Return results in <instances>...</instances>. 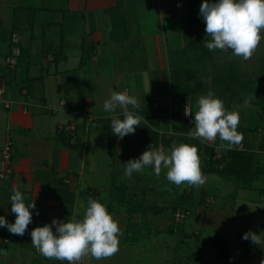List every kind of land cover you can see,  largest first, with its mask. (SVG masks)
Listing matches in <instances>:
<instances>
[{
	"label": "crops",
	"instance_id": "obj_1",
	"mask_svg": "<svg viewBox=\"0 0 264 264\" xmlns=\"http://www.w3.org/2000/svg\"><path fill=\"white\" fill-rule=\"evenodd\" d=\"M202 2L0 0V82L5 89L0 95V151L8 139L12 141L11 173L0 178V216H4L8 223H14L15 214L11 213L10 202L14 188L23 194L26 204L35 203V209H29L32 223L28 226L32 230L51 225L54 218L58 220V194L62 192L74 194L73 218L76 220L83 219L88 198L104 206L111 202L118 206L121 193L115 192L119 188L114 187L113 175L105 177V182L99 184L95 179H86L89 173L94 172L91 165L98 161V154L94 153L99 149L101 136L105 137L99 130L101 119L112 115L103 110V103L113 92L122 93L127 89L128 95L138 98V109L151 106L163 111L160 132L194 130V123L186 127L180 118L181 98L171 88L170 53H181L192 37L211 40L199 15ZM117 8L125 18L124 36L120 38H115L112 31L111 11ZM260 35L261 41L252 55L256 62L254 71L249 69L247 60L231 57L239 61L244 76L259 78L260 69L264 67V31L261 30ZM13 36L16 42H13ZM14 46L19 47L20 54L14 67L9 68L5 58ZM229 54H232L231 50H212V59L219 62L222 57H230ZM153 102L157 103L156 107ZM240 105L238 103L225 110L237 112ZM83 110L95 117L93 125L87 123ZM119 114L117 110L116 115ZM68 123L76 128V146H68L64 135L58 131L60 125ZM240 125L245 124L242 121L238 124L239 133ZM205 143L220 151V145L226 142L218 137ZM109 149L113 155L108 161L113 163L115 172L123 174L125 183L121 185L128 189L132 185L130 180H137L145 172L133 173L126 179L124 164L148 149L140 150L134 135L122 139L116 136ZM90 154L92 159L88 163ZM261 165L264 166V157ZM166 172L162 169L160 175L164 176ZM151 174L155 175L153 171ZM204 175L208 179L207 184L198 187L197 192L195 186L181 185L177 198L181 197L182 191L189 189L194 191L195 202L202 195L205 197L203 204H218L215 192L210 193V185L216 186L212 183L215 177ZM83 179L85 190H81ZM146 189L151 191L153 185L148 183ZM79 199L83 210L76 208ZM108 213L117 212L112 210ZM215 216L214 212L211 218L221 217ZM129 218L133 219L127 215L128 221ZM210 222L215 223V219ZM0 234L9 239L8 255L0 252V264H21V255H37L31 238L13 235L5 227H0ZM252 245L258 247L256 250L259 252L256 253L259 257L255 261L260 264L264 259L262 244ZM231 252L237 251L232 248Z\"/></svg>",
	"mask_w": 264,
	"mask_h": 264
},
{
	"label": "clouds",
	"instance_id": "obj_2",
	"mask_svg": "<svg viewBox=\"0 0 264 264\" xmlns=\"http://www.w3.org/2000/svg\"><path fill=\"white\" fill-rule=\"evenodd\" d=\"M199 15L205 23V33L211 37L204 42V47L212 50H231L234 57L243 60L251 59L261 41L260 32L264 29V0H203ZM231 58V57H230ZM245 106L249 103L245 100ZM140 107L135 96L113 92L103 103V110L111 113V132L122 139L126 135L134 134L136 127H140L144 117L135 114ZM197 110L193 116L190 102L185 106V115L192 116L194 130L187 135L203 142L215 141L217 137L222 143L221 148L232 150L243 141V134L237 131L239 124L238 112H227L221 99L216 98L211 90L201 95L197 100ZM117 110L121 116L116 115ZM124 167V175L131 178L133 173H142L150 168L159 177L162 169H166V179L176 186L201 187L207 177L202 174L200 158L195 146L172 142L168 149L156 148L152 144L138 159H129ZM10 197L11 213L15 214L14 223H8L4 216H0V227H5L13 235L23 236L27 226L32 223V213L35 203H25V197L12 189ZM39 215V212H36ZM53 227L55 232H53ZM118 222L107 212L100 202L88 198L83 219L63 222L53 219L51 225L34 228L31 233L33 247L45 258L68 261L76 264L82 257L90 256L97 261L113 256L119 250ZM242 239L252 243H264L261 236L251 230L242 235ZM4 256L8 255L3 250ZM260 264H264L261 259Z\"/></svg>",
	"mask_w": 264,
	"mask_h": 264
},
{
	"label": "rangeland",
	"instance_id": "obj_3",
	"mask_svg": "<svg viewBox=\"0 0 264 264\" xmlns=\"http://www.w3.org/2000/svg\"><path fill=\"white\" fill-rule=\"evenodd\" d=\"M183 53L177 54L176 52H171V62H176L178 58L185 60L187 54ZM229 56L233 57L232 54H229ZM230 57L226 58L231 60ZM224 60L222 57L221 61ZM247 61L249 69L254 71L256 62L253 56ZM200 77L205 81H209L207 75L201 74ZM260 80L264 81L262 78ZM254 98L255 95H251L250 99ZM196 105V103L193 105V113L197 110ZM239 107L237 109L239 123L242 121L245 125L251 124L254 127L260 122L259 119L264 118V104L257 105L249 102L247 106H245V103H242ZM91 123L89 125H93L95 122ZM256 134L259 133L256 132ZM105 140L106 138L101 136L98 146L99 149L96 150L97 153H94L98 154V161L95 164H90L91 171L94 172L89 173L86 179H95V183L99 184L105 177H111L113 175L112 178L115 177L114 187L119 188L115 192L121 193V184L122 182L125 183L124 180L122 181L123 174L121 172H115L112 166L113 163L111 160L108 161L113 153L107 147ZM91 154L87 157L88 163L92 159ZM152 171L150 168L144 169L143 172L145 173L139 175L141 176L140 182L132 178L130 180L132 185L123 194L129 202L142 201L146 207L155 204L160 207V210L153 211L148 208L145 214L133 213L131 214L133 219L130 220L129 218L130 221H128L126 219V216L129 214L126 209L128 202L118 203V210L115 211L117 213L110 215L118 222V227L120 228L118 235L119 250L107 259L97 261L90 256H85L76 262V264L259 263L255 261L259 257V254L256 253L259 252L256 250L258 247L252 245L251 240H243L242 235L251 230L260 235L262 241H264V172L258 179L254 180L250 187L238 189L232 186V183L225 181L215 174H211L209 178L215 177L212 183H215L216 186L210 185V193L215 192L217 195L215 202L218 204L214 202L203 204V198L205 197L199 195L202 198L200 197V200L194 204L181 202L183 206L173 211L171 204L179 202L177 196L180 188L170 183L166 179V175H160L159 177L153 175V177L151 174ZM207 182L208 179L205 184ZM148 183L153 185V189L151 191L149 190V192L146 189ZM81 184V190H85L84 179ZM217 185L220 187H217ZM229 187H232V189H228ZM195 190L197 192L198 188L195 187ZM193 200L196 199L193 198ZM76 208L83 210L80 199L78 200ZM178 211L183 213L187 212L181 221H177L175 217ZM214 212L216 216L218 214L221 217L217 219L211 218ZM212 219H215V223L210 222ZM220 240L229 249L225 257H221L217 247H215V243ZM232 248L237 252L232 253ZM262 254H264V243L261 246ZM20 257H22L21 264H32L30 260L33 258V253L23 254Z\"/></svg>",
	"mask_w": 264,
	"mask_h": 264
},
{
	"label": "trees",
	"instance_id": "obj_4",
	"mask_svg": "<svg viewBox=\"0 0 264 264\" xmlns=\"http://www.w3.org/2000/svg\"><path fill=\"white\" fill-rule=\"evenodd\" d=\"M111 20L114 37L120 38L124 36L122 32L125 24L123 12L118 8L113 9L111 11ZM205 41L202 37H192L188 47L184 49L185 51L183 50L181 52L187 54L186 59L181 60L178 58L176 62L170 64L171 88L173 93L181 98L180 118L184 120L186 127L193 125L194 120L191 125H188L187 120L183 116L182 105L185 95H189L190 97L192 113L194 102L201 95H206L209 90L213 92L216 98L223 101L225 109L230 110L233 105L238 103L242 104L245 100L257 105L264 104V81L260 80V78L264 79V67L260 69L259 78L244 76L240 70L239 61L235 59L214 62L212 59V51L204 47ZM201 74L207 75L209 81L201 79ZM251 95H255V98L250 99ZM134 111L136 115L144 117L140 127H136L135 133L129 134L135 136L140 150L148 149L150 144L156 148L162 146L168 149L173 141L177 144L183 143L195 146L198 150L202 174H215L225 181L232 183L236 189L250 187L254 180L258 179L264 172V166L261 165V160L264 156V119H259L260 122L254 127L251 124L239 126L243 134L242 148H238V145H236L232 150L222 148L220 151H217L214 146L200 139L189 137L187 135V129L182 131L166 130L160 132L159 122L162 117L160 112L163 111L156 110L151 106ZM118 116L122 118L121 114ZM99 130L106 137L107 147H111L116 136L110 129V117L101 119ZM256 132L259 134H256ZM64 142L68 146H76L78 143L71 144L65 137ZM140 179L141 176L138 177L137 181L140 182ZM125 190L126 187L120 188L121 197L119 204L125 201L126 203L128 202L126 208L129 213L128 215L133 213L145 214L148 208L153 211L160 210V207L155 204L146 207L142 201L129 202L124 196ZM193 194V191L191 192L189 189L182 191L181 197L177 198L179 202L171 204L173 211L183 206L181 202L194 204ZM58 198L60 200L58 205V221L67 222L73 220L74 194L71 192H62L58 194ZM106 207L107 212L118 210L117 206L112 203L107 204ZM7 245L0 244V252L6 250ZM215 247H217L221 257H225L229 252L228 247L221 240L215 243ZM32 261L35 264H69L66 260L60 261L45 258L39 252L32 258Z\"/></svg>",
	"mask_w": 264,
	"mask_h": 264
},
{
	"label": "built area",
	"instance_id": "obj_5",
	"mask_svg": "<svg viewBox=\"0 0 264 264\" xmlns=\"http://www.w3.org/2000/svg\"><path fill=\"white\" fill-rule=\"evenodd\" d=\"M12 40H13V42H16V39L14 36H13ZM19 54H20L19 47L14 46L12 48L11 53L5 58V63L7 65V67H9V68L14 67V65L17 63V58H18ZM4 90H5L4 85L0 82V95H2L4 93ZM122 93L128 95L127 89H124ZM188 102H190V97H189V95H185L183 98V105H182L183 106V116L187 120L188 125H191L193 123L192 117L186 116L184 114L185 113V106L188 104ZM152 105L154 107H156L157 103L153 102ZM190 107H191V105H190ZM82 114H83V116H85L87 123H91L95 120V117L92 114H90L89 112H87L86 110H83ZM163 114H164L163 112H160V115H163ZM58 131L62 135H64V137L68 140L69 143L75 144L78 142V135L76 132V128L73 124L68 123V124L60 125L58 127ZM158 148H160V147H158ZM238 148H242V144L238 145ZM11 157H12V141L10 139H8L4 143V145L0 151V178H4L6 175L11 173V167H10ZM186 213L178 211L175 214L176 220L181 221L184 218V216L186 215ZM31 231H32V229L30 228V226H27L24 237L25 238H31V236H30ZM53 232H55L54 229H53ZM8 242H9L8 237L4 236L3 234H0V244H7ZM34 250L37 251L35 248H34Z\"/></svg>",
	"mask_w": 264,
	"mask_h": 264
}]
</instances>
